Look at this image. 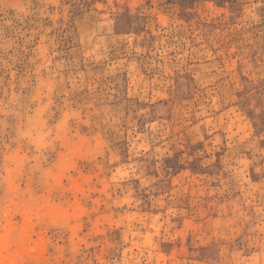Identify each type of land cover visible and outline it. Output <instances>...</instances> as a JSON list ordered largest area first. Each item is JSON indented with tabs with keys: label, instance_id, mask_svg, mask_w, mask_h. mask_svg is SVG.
I'll use <instances>...</instances> for the list:
<instances>
[{
	"label": "rangeland",
	"instance_id": "1",
	"mask_svg": "<svg viewBox=\"0 0 264 264\" xmlns=\"http://www.w3.org/2000/svg\"><path fill=\"white\" fill-rule=\"evenodd\" d=\"M8 264H264V0H0Z\"/></svg>",
	"mask_w": 264,
	"mask_h": 264
},
{
	"label": "bare ground",
	"instance_id": "2",
	"mask_svg": "<svg viewBox=\"0 0 264 264\" xmlns=\"http://www.w3.org/2000/svg\"><path fill=\"white\" fill-rule=\"evenodd\" d=\"M1 242L2 239L0 238V244ZM9 261H10V254L8 252L0 251V264H8Z\"/></svg>",
	"mask_w": 264,
	"mask_h": 264
}]
</instances>
